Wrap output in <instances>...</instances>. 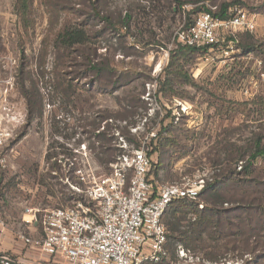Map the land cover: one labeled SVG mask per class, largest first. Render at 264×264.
<instances>
[{"label":"rangeland","instance_id":"1","mask_svg":"<svg viewBox=\"0 0 264 264\" xmlns=\"http://www.w3.org/2000/svg\"><path fill=\"white\" fill-rule=\"evenodd\" d=\"M222 3L256 14L255 31L235 36L239 45L249 43L257 51L230 43L229 50L222 46L227 55L194 53L183 71L195 86L175 81L174 94H160L159 82L173 79L167 65L176 48L175 33L189 25L203 5ZM14 4L0 0V116L9 111L20 120L0 151L5 158L0 172V234L12 242L21 241L18 233L38 234L37 226L23 222L29 219L27 209L66 207L74 201L70 196L76 192L70 185L76 184L75 178L61 184L47 159L55 144L72 148L78 169L84 164L97 174L109 173L113 157L97 159L94 151L80 150L73 140L52 136L54 127L62 128L56 126L58 119L64 118L69 130L79 133L82 127L87 132L96 112L118 116L123 104L138 96V116L131 117L143 118L138 122L139 141L156 147L149 175L156 185L203 178L214 166L232 168L234 161L227 162L231 159L250 160L255 141L260 139L264 146V117L259 118L254 106L244 113L234 108L216 111L221 99L264 100V0H32L27 28ZM66 26L83 30L87 41L65 48L57 35ZM225 35L220 33L219 43ZM89 60L103 71L93 70ZM178 103L188 106L187 114L180 113ZM116 125L125 127L123 122ZM127 131L135 134L129 127ZM152 132L158 136L151 138ZM121 138L117 145H122ZM126 147L125 151L132 148ZM249 172L218 192L227 201L218 209H239L222 216L219 226L198 229V214L187 212L175 222L178 230L171 232L163 218L168 258L161 264H213L233 255H248L250 262L264 264V157L253 161ZM208 194L192 204L199 212L207 206Z\"/></svg>","mask_w":264,"mask_h":264},{"label":"built area","instance_id":"2","mask_svg":"<svg viewBox=\"0 0 264 264\" xmlns=\"http://www.w3.org/2000/svg\"><path fill=\"white\" fill-rule=\"evenodd\" d=\"M228 12V20L214 18L207 12L198 13L189 27L175 33V45L195 49L207 47L212 53L219 43L220 33L226 34L220 39L222 41L226 36L255 31V13L237 6ZM223 54L227 55V51ZM178 104L180 113L187 114L188 106ZM19 123V117L9 111L5 117L0 116V151L12 139ZM150 137L155 138L156 134L152 132ZM120 142L124 153L109 164V173L97 174L95 169L85 168L84 164L83 169L77 168L73 172L76 184L70 188L81 195L83 201H74L66 207L27 209L29 219L23 222L27 227L37 226L39 231L36 237L18 233V239L30 248L40 249L57 264L164 262L168 258L167 231L162 222L164 212L174 201H196L205 180L197 177L156 185L149 176L151 159L147 156V143L125 151V143L121 139ZM79 148L87 150L85 145ZM73 158L70 165L75 163ZM57 162L63 165L62 159ZM4 164L5 158L0 155V172ZM58 180L65 184V178L60 176ZM249 259L245 255L238 259L224 258L213 264H244ZM0 264L14 262L0 257Z\"/></svg>","mask_w":264,"mask_h":264},{"label":"trees","instance_id":"3","mask_svg":"<svg viewBox=\"0 0 264 264\" xmlns=\"http://www.w3.org/2000/svg\"><path fill=\"white\" fill-rule=\"evenodd\" d=\"M14 1H15L14 7L16 13L23 27L27 28L31 22L30 16H31L32 0H14ZM234 4L235 3H222L220 6H207V7L203 5L202 8L199 9L197 14L200 12H207L211 14L212 17L214 18L220 20H228L230 18V13L228 12V10L232 7L237 6ZM103 20L106 21L107 23L109 22L108 18H104ZM128 20H129V16H126L125 21H123L122 24L126 25ZM192 23L193 21L186 27H189ZM57 40L58 42L63 44L65 48L70 49L74 45L85 43L87 41V37L83 30L66 26L61 32L58 33ZM230 43L235 44L238 49L240 48L247 50L253 49L257 51L256 46H253L252 44L249 43L245 45H239V41L236 39V36L235 37L227 36L225 39L222 40L221 43H218L213 47L214 49L213 52L221 51L222 46H224L225 50H229L228 45ZM258 48L259 50H262L261 44L258 45ZM197 52L206 53V54L209 53L207 47L202 49H195V48L185 47L180 44H176L175 50H173L170 53L169 61L167 65V68L168 70L170 69V75H172L173 79L165 78V80L159 82L160 92H161L160 94L165 96L167 94H174L175 91L172 89V87L175 81L181 82V84L188 85L191 87L195 86L193 81L183 71V66L187 65L191 60V56ZM261 61L264 64V52H262ZM88 63L93 70H96L97 72L103 71V69H101L99 65L94 64L92 61L89 60ZM211 95L213 96L212 93H210V96ZM69 96L72 95L69 94ZM118 104H120V108H121L122 107L121 101H118ZM140 104L141 103L139 101L138 96L133 98L131 101L127 102L126 105L123 104L122 109L124 114L120 113L118 116H113L112 117L113 119L110 116H103L99 112H96L93 115L91 130L87 132H84L82 127H78V129L81 130L79 133L76 132L77 130L76 128L69 130L67 124L65 123L63 124V121H65V119L64 118L58 119L56 122V126L62 124V128L60 129L58 127H54V134L52 136L54 138H62L63 141L66 140L67 142L73 140L74 145L77 147H80L81 145H85L86 149L94 151V155L97 159L107 154V156L113 157V159H111L109 164L113 163L118 155L124 153V150L120 148V143L118 145L115 143L118 136L119 138L123 137V139L126 141V143L125 141L124 143L128 146H131L134 149H138L142 144L139 141V136L137 135L138 134L137 131L139 130L138 122L143 118L138 117L139 118L138 121L132 120V117L138 116L136 110L140 107ZM250 106L255 107L254 110L259 116V118L264 117V100L259 99V97L258 98L256 97L251 101H247L243 103H232L225 99H221L220 105L216 111L218 113L223 111L227 112L231 108H234L233 110L238 111L239 113H244L250 110L249 109ZM145 114L142 116L145 117L146 116ZM144 119H147V117H145ZM115 122L116 123L123 122L125 127L120 128L118 125H116ZM102 123L103 125H101ZM128 127L129 130L130 129L136 130L134 132L135 134L133 135L130 134L127 131ZM64 130L71 131L72 133L63 136L61 133ZM162 131H166V128L164 127ZM157 136L158 134L156 135V137ZM123 139L121 138V140ZM147 147H148L147 156L151 157V155L155 153L156 147L153 148L152 143H147ZM51 149H52L51 151L53 152L47 156V159L50 161L51 159H54L53 161L50 162L51 169L58 174V178L61 176L66 180L72 181V179L75 178L73 177L72 173L77 169L76 163L70 165V159L73 158L72 148L69 147L65 148L64 143L63 144L58 143L55 144V147H51ZM253 150L254 151L250 155V160L248 162L241 161L240 158L242 157H238L239 159L237 158L227 161L228 163H230L232 160L234 161L232 168L226 170L222 169V167L220 166L218 167L214 166L210 168L209 175L203 177L205 180V184L197 197L198 200L200 197H203L207 193V191L209 192V194L206 196V199L204 201L207 206L202 211L199 212L197 210V207L195 205L194 206L192 205L194 202H188V205L187 202L184 200H177L171 203L163 215V218L164 217L166 218L165 225L167 226V228H169L171 232H176L178 230V224L175 222L178 221L180 215H183L184 217L187 212L198 214V218L196 221L198 229L200 228L210 229L211 227L219 226L220 221H223L222 216L225 215L228 216L230 212L235 214V212H237V210L239 209L237 208L218 209V207H220L222 204H227V201L221 199V197L218 195V192L229 184H236L237 182H239L240 177H242L243 175L248 176L250 173L249 168L250 165L253 163V161H255L257 158L264 157V146L261 145L260 139L254 142ZM61 159L63 161V165L60 162L59 163L57 162L58 160L60 161ZM153 169H154V164L151 161V169L149 175L153 173L152 171ZM71 195L72 196L70 197L74 198V201H83L81 195L74 192H72ZM163 218H162V222H163ZM166 245H167V241H166ZM243 256L233 255V257H224V258L238 259V258H242ZM244 264H254V263L253 261L250 262L249 259L246 260Z\"/></svg>","mask_w":264,"mask_h":264},{"label":"crops","instance_id":"4","mask_svg":"<svg viewBox=\"0 0 264 264\" xmlns=\"http://www.w3.org/2000/svg\"><path fill=\"white\" fill-rule=\"evenodd\" d=\"M0 252V257L11 259L14 264H57L40 249L30 248L22 241L12 242L4 233L0 234Z\"/></svg>","mask_w":264,"mask_h":264}]
</instances>
